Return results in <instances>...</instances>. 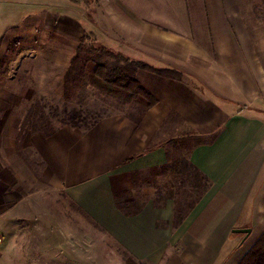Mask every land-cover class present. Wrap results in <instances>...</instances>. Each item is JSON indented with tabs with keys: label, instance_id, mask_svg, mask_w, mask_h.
<instances>
[{
	"label": "crops",
	"instance_id": "0c3cea01",
	"mask_svg": "<svg viewBox=\"0 0 264 264\" xmlns=\"http://www.w3.org/2000/svg\"><path fill=\"white\" fill-rule=\"evenodd\" d=\"M35 4H69L73 11L75 5L71 0H0L3 31L40 14L41 6ZM98 4L96 18L85 23L72 11L49 12L61 31L54 34L60 44L54 45L51 55L59 75L57 88L63 92L64 72L86 30L127 47L134 58L181 71L183 79L137 72L158 100L139 125L114 114L86 129L64 124L50 136L29 132L25 144L42 159L50 181L129 250L131 259L160 263L171 246L181 244V252L172 254L167 264H225L231 233L241 222L251 221L253 202L264 193V4L253 0H99ZM257 8L262 9L261 16ZM6 10H12L7 19ZM46 72L45 81L39 77L41 87L53 83ZM8 83L20 85L15 80ZM27 96L21 90L9 92L7 103L0 104L1 170L10 166L11 137L16 136L5 125L12 112H21V100ZM7 104H13L11 110ZM171 111L212 138L189 155L212 185L180 223L174 198L157 205L154 186L140 187L143 202L138 205L134 200L125 202L135 175L149 178L153 167L169 162L173 143L147 148ZM131 157L135 159L125 163ZM1 199L5 201L4 195ZM121 203L139 206V211L127 215L119 209Z\"/></svg>",
	"mask_w": 264,
	"mask_h": 264
},
{
	"label": "rangeland",
	"instance_id": "374dc122",
	"mask_svg": "<svg viewBox=\"0 0 264 264\" xmlns=\"http://www.w3.org/2000/svg\"><path fill=\"white\" fill-rule=\"evenodd\" d=\"M253 3L264 4V0H253ZM68 5L35 4L34 7L41 6L40 14L26 17L23 25L15 26L7 32L3 31L5 25L0 26V67L8 70L5 75L0 73V104L7 103L5 97L9 92L21 90L28 95L21 100V112H12L10 121L5 125L10 132L16 133V136L11 137L14 142L9 154L10 166L0 169V264H167L172 254L177 256L181 252V244L171 246L160 263L131 259L129 250L121 246L102 225L78 206L65 190L50 181L44 173L42 159L32 147L25 144L24 136L29 132H22L21 129L29 114L27 111L31 110L36 100H40L46 107V115L55 127L68 123L84 126L114 114L132 119L139 116L133 106L122 104L92 87L79 90L73 100L64 99L62 89L56 87L59 75L54 71L55 61L51 55L54 45L60 44L54 34L58 35L61 31L56 22H53L54 16L49 12L60 10L66 14L72 11L85 23V19L96 18L99 6L75 4L73 11ZM11 11H4L7 13L6 19L12 15ZM256 11L261 16L262 9L257 8ZM27 31H30L29 34L24 35ZM91 33L104 44L129 55L127 47L116 45L109 39L105 40L96 31ZM41 36L42 41L39 38ZM51 38H54V41ZM80 55L83 59L95 57L94 53H87L85 50L80 52ZM101 59L112 61L106 54ZM39 71L41 73H38ZM43 71H48L46 74L53 76L50 86L44 87V83L43 87L39 85V77L43 75L42 80L45 78ZM10 80H15L20 85L13 86L15 82L9 84ZM11 105L13 104L4 106L11 110ZM1 116L0 113V118ZM2 124L4 125V122L0 120V129ZM174 127L175 132L172 130ZM174 127L166 128L158 139L165 141L170 138V131L177 133L183 128L181 123H176ZM1 160L0 157V162ZM159 179L160 182L169 181L171 173L162 171ZM140 194H143L140 186H134L131 193H126L125 202L134 200L138 201V205L143 202V196ZM1 195H4L5 201L1 199ZM173 195L174 210H177L179 215L187 212L197 197L187 176L179 182ZM261 195L260 201L253 202L255 214L251 221H243L234 228H250V232L233 230L231 233L228 242L230 248L226 250L230 255L225 264H237L264 232V193ZM159 200L160 197L155 198L156 203ZM136 205L132 208H136ZM260 208L263 209L262 213ZM2 252H5V256Z\"/></svg>",
	"mask_w": 264,
	"mask_h": 264
},
{
	"label": "trees",
	"instance_id": "16d2710c",
	"mask_svg": "<svg viewBox=\"0 0 264 264\" xmlns=\"http://www.w3.org/2000/svg\"><path fill=\"white\" fill-rule=\"evenodd\" d=\"M75 4L83 2L87 6L98 4L99 0H71ZM85 50L87 53H94V58L83 59L80 52ZM110 56L112 61L101 59L103 55ZM150 71L161 76L183 79V73L177 69L167 67H157L143 59L134 58L125 54L123 51L104 44L98 37L91 32H85L81 36L76 52L72 56L68 67L64 72L63 97L66 100H73L78 95L79 90H85L88 87L96 89L98 92L117 99L120 103L131 105L137 109L139 116L131 118L137 125L142 121L145 113L158 102L152 93L137 78V72L140 70ZM0 73L5 75L8 70L0 67ZM33 108V109H32ZM35 112V113H34ZM46 107L40 100H36L32 105L29 114L26 117L22 132H41L46 136L54 133L56 127L52 125L49 117L46 115ZM69 124L75 127L89 128L94 125ZM176 123H181L183 128L175 132ZM174 127L168 133L170 138L165 141L158 139L162 132L168 128ZM171 133L172 136L170 135ZM167 135V136H168ZM212 138L202 136L195 128L187 125L184 120L171 111L163 121L161 128L155 138L150 142L147 150L166 142L173 143V151L169 162L161 166H155L149 178L139 179L136 175L133 177L135 186H154L157 196L160 200L157 205L163 206L167 198H173L175 188L185 176L192 183V190L197 193V197L191 203L187 212L179 215L176 210V223H180L193 207L198 203L204 193L211 187V180L203 174L190 160V153L197 145L208 143ZM135 157L128 158L125 163L131 162ZM162 171L171 173V180L160 182L159 174ZM139 206L135 209L130 205L119 204V209L127 215L137 213ZM237 264H264V232L256 242L244 253Z\"/></svg>",
	"mask_w": 264,
	"mask_h": 264
},
{
	"label": "water",
	"instance_id": "95a60500",
	"mask_svg": "<svg viewBox=\"0 0 264 264\" xmlns=\"http://www.w3.org/2000/svg\"><path fill=\"white\" fill-rule=\"evenodd\" d=\"M250 228H247V229H235L234 231L236 232H250Z\"/></svg>",
	"mask_w": 264,
	"mask_h": 264
}]
</instances>
